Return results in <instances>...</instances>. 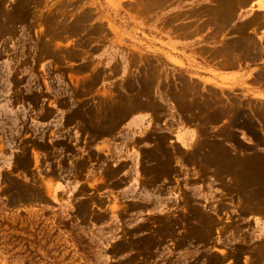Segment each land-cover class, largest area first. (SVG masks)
<instances>
[{"label": "rangeland", "instance_id": "374dc122", "mask_svg": "<svg viewBox=\"0 0 264 264\" xmlns=\"http://www.w3.org/2000/svg\"><path fill=\"white\" fill-rule=\"evenodd\" d=\"M261 3L0 0V264H264Z\"/></svg>", "mask_w": 264, "mask_h": 264}, {"label": "bare ground", "instance_id": "6f19581e", "mask_svg": "<svg viewBox=\"0 0 264 264\" xmlns=\"http://www.w3.org/2000/svg\"><path fill=\"white\" fill-rule=\"evenodd\" d=\"M240 5H241V3H240ZM261 5H262V3H261ZM262 7H264V4L262 5ZM261 18V17H260ZM215 19V18H214ZM259 22V21H258ZM262 21H260L259 23H261ZM257 23V22H256ZM259 23H257V25L259 24ZM255 47H257V45H255ZM259 47V46H258ZM261 49H262V46H261ZM260 50V49H259ZM245 51V50H244ZM261 52H262V50H260ZM256 52V51H255ZM257 53V52H256Z\"/></svg>", "mask_w": 264, "mask_h": 264}]
</instances>
